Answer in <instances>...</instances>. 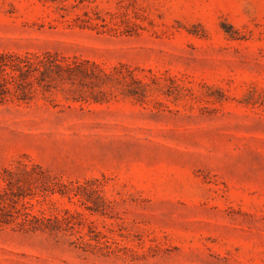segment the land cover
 I'll list each match as a JSON object with an SVG mask.
<instances>
[{"label":"rangeland","instance_id":"obj_1","mask_svg":"<svg viewBox=\"0 0 264 264\" xmlns=\"http://www.w3.org/2000/svg\"><path fill=\"white\" fill-rule=\"evenodd\" d=\"M3 53L100 80L6 77L0 264H264V0H0Z\"/></svg>","mask_w":264,"mask_h":264},{"label":"trees","instance_id":"obj_2","mask_svg":"<svg viewBox=\"0 0 264 264\" xmlns=\"http://www.w3.org/2000/svg\"><path fill=\"white\" fill-rule=\"evenodd\" d=\"M35 57V58H34ZM33 58L30 57V54H25L23 56H18L15 54L3 53L0 54V101H3L8 96L9 88L7 87L8 81L6 77L10 75L12 72H18L19 76H26L32 73L33 71H38L39 67L43 68V71L40 72L43 74L52 73L60 76L61 74L65 76H69L71 74H78L82 77L87 78H100L93 73H90L86 70L85 67L81 65H70L68 63L61 64L57 61V59L47 60L46 62H42L37 59V56ZM105 78H110V74H104ZM17 99H25V97H17ZM31 178V177H30ZM33 178V177H32ZM28 215H26L27 217ZM27 223V226L32 229H42L49 228V225H45L43 220L30 215V219L27 218L24 220Z\"/></svg>","mask_w":264,"mask_h":264}]
</instances>
